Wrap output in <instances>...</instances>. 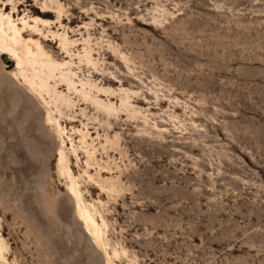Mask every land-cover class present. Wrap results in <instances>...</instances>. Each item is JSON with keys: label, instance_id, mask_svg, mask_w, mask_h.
I'll list each match as a JSON object with an SVG mask.
<instances>
[{"label": "rangeland", "instance_id": "374dc122", "mask_svg": "<svg viewBox=\"0 0 264 264\" xmlns=\"http://www.w3.org/2000/svg\"><path fill=\"white\" fill-rule=\"evenodd\" d=\"M5 4L64 65L0 55L1 264H264V0Z\"/></svg>", "mask_w": 264, "mask_h": 264}, {"label": "bare ground", "instance_id": "6f19581e", "mask_svg": "<svg viewBox=\"0 0 264 264\" xmlns=\"http://www.w3.org/2000/svg\"><path fill=\"white\" fill-rule=\"evenodd\" d=\"M7 8L8 4H5L3 6V10L0 11V55H8L12 60L16 61V67L19 69V75L25 79L32 90H48V80L54 78L56 70L64 64L53 62L50 56H47L48 58L44 59L46 54L37 41L33 42L35 45L34 50L29 45L31 40H26L23 37L20 27L14 22L12 16L10 14H5ZM48 14L49 11L42 12V15L44 16ZM34 21H42L45 24L47 23V20H42L39 17H36ZM15 75L18 76L17 73ZM61 75L63 76V74ZM68 84L70 85V83ZM72 183L74 184V181H72ZM71 187L70 193L74 194V196L77 198L79 216L84 220L87 227H91L95 232L98 233L99 224L97 223L95 217L78 198L79 191L77 192V188H75L76 186ZM0 259H4L1 247Z\"/></svg>", "mask_w": 264, "mask_h": 264}, {"label": "water", "instance_id": "95a60500", "mask_svg": "<svg viewBox=\"0 0 264 264\" xmlns=\"http://www.w3.org/2000/svg\"><path fill=\"white\" fill-rule=\"evenodd\" d=\"M12 64H13L12 61H7V62H6V65H7V66H11Z\"/></svg>", "mask_w": 264, "mask_h": 264}]
</instances>
